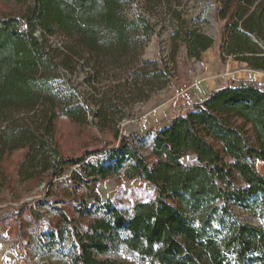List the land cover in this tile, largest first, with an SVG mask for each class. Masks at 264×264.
<instances>
[{"label":"trees","instance_id":"1","mask_svg":"<svg viewBox=\"0 0 264 264\" xmlns=\"http://www.w3.org/2000/svg\"><path fill=\"white\" fill-rule=\"evenodd\" d=\"M9 1L14 8L0 7V188L23 179L43 182L49 191L43 201L21 203L10 212L14 220L3 215L1 223L20 230V215L35 224L53 213L35 228L40 244L51 254L72 239L59 253L71 264H264V226L242 223L234 208L255 212L264 198V176L256 167L264 163V84L231 79L207 98L184 105L166 127L152 129L146 156L144 136L121 134L117 126L140 97L135 78L142 77V87L151 90L153 65L160 89L173 82L170 65L139 62L154 25L142 14L128 18L122 0ZM216 3L219 37L177 32L171 61L182 46L194 60L217 46L222 62L233 59L264 72V0ZM49 37L61 39L62 50ZM79 60L89 69L90 86L106 81L107 69L120 72L95 110L76 105L72 93L53 83L61 67L70 69ZM32 111L41 117L40 127L18 125L25 120L22 113ZM62 117L76 126L110 130L119 145L107 153L63 156L55 139ZM18 151L22 158L14 175L4 163ZM117 175L145 183L152 196L125 208L114 199L103 202L96 186ZM64 183L65 200L57 194V203L53 188L61 191ZM120 246L137 262L111 257Z\"/></svg>","mask_w":264,"mask_h":264},{"label":"rangeland","instance_id":"2","mask_svg":"<svg viewBox=\"0 0 264 264\" xmlns=\"http://www.w3.org/2000/svg\"><path fill=\"white\" fill-rule=\"evenodd\" d=\"M122 1L126 3L125 8L128 18L134 19L138 14H142L154 25L155 33L143 49L139 62L156 61L161 69L164 65H170V73L173 77L171 85L165 89H160L159 81L156 77L158 71L152 65L149 70V80L153 82L151 90L147 87H142L145 84L142 77L134 79V81H138L137 86L142 89L140 97L138 100L135 99L136 101L129 103L128 114L117 127L121 134L138 133L144 136L145 144L142 146L144 155L149 156L151 153L152 139L154 138L152 129L166 127L168 125L167 121L177 114L184 105L197 103L207 98L206 96H209L213 89L231 79L238 81L254 80L264 84L263 71H252L246 64L236 63L233 59L222 62L217 46L203 53L199 60L188 58L186 50L182 46L181 52L176 56V61H171L174 57L175 49L172 38L175 33L198 31L210 37L213 36L215 39L219 37L220 24L216 23L215 18L216 0H168L161 4L152 3L150 5L147 4V0ZM1 6L14 8L15 4L9 0H0ZM205 10L211 11L209 17L215 19L214 23L211 24L204 16ZM176 13H179L181 19H183V24L180 25ZM48 43L62 50L61 39L49 37ZM70 67V69L61 67L57 71L61 77L53 79V83L55 87L72 93L75 97L73 102L76 105L80 104L85 107L88 105L91 110L97 108L96 104L101 98V93L106 91L109 86L117 83L116 78L120 74L119 71L107 69L104 76L106 81L94 87L93 85L90 86L88 82L89 69L85 67V60H79V63L72 64ZM131 91V94H133L134 90ZM146 98L148 99L145 100ZM41 109L42 107H40ZM22 114L25 120H20L18 125L27 123L31 128L40 127L41 117L39 114L37 115L34 111ZM55 128V139L59 143V150L63 156L77 158L83 153L94 149H104L105 153H107L119 145L112 131H100L90 126H76L64 117L56 122ZM21 158L22 151L14 153L10 158V162L4 163L6 171L9 166V170L14 171L13 174L16 175L15 168ZM90 160L94 161L97 159L96 157H91ZM256 167L258 172L264 176V163H258ZM66 173L69 174L68 172ZM11 184L9 188H0V211H4L2 214L5 217L10 216L8 220L11 221L14 220L11 219L13 218L11 217L12 211L17 210L21 203L32 201L34 198L43 201L42 196L49 191L43 182L13 179ZM62 187L61 191L55 187L53 188L51 198L57 203L58 200H55L57 194L58 199L65 200L67 184L64 183ZM75 188L81 193L85 191L83 187ZM96 188L103 202L114 199L125 205H121L122 208L131 207L140 200H149L153 194L152 188L145 183L130 181L121 175L99 183ZM259 200L260 206L256 207L255 212L240 206L234 207L235 213L242 223L264 226V198L262 197ZM57 205L63 206L62 204ZM46 213L49 214L50 211L47 210ZM18 219L23 223V228L20 232H17L9 224L5 226L7 229H11V236L15 235V240L12 243L13 247L21 246L24 250H29L30 253H33L30 241L35 236H38L37 233L39 232L35 228L42 226V222H48L49 219L45 217L35 224L30 223L29 218L23 214ZM0 235L4 234L0 233ZM7 238H10V236ZM43 245H39L40 249ZM111 257L121 261L137 262V257L123 246L111 253Z\"/></svg>","mask_w":264,"mask_h":264},{"label":"crops","instance_id":"3","mask_svg":"<svg viewBox=\"0 0 264 264\" xmlns=\"http://www.w3.org/2000/svg\"><path fill=\"white\" fill-rule=\"evenodd\" d=\"M208 97V96H206ZM205 99V98H204ZM0 220L3 218V212L0 211ZM8 222L1 223L0 221V233L4 235H0V264H33L34 259L36 257L43 253L45 250L42 247L40 249L39 245L41 243V240H39L38 236H35L33 240H31L32 244V251L33 253H30L29 250H24L21 246L20 247H13V241L15 240V235L11 236L12 234L11 229H7L5 226L8 225ZM10 225V224H9ZM12 228H15L12 226ZM16 229V228H15ZM21 230V229H20ZM20 230L16 229L17 232H20ZM10 238H7L9 237ZM4 236V237H3ZM6 236V237H5ZM46 264H71L69 258L64 255H60L59 253H51L50 258Z\"/></svg>","mask_w":264,"mask_h":264},{"label":"built area","instance_id":"4","mask_svg":"<svg viewBox=\"0 0 264 264\" xmlns=\"http://www.w3.org/2000/svg\"><path fill=\"white\" fill-rule=\"evenodd\" d=\"M53 217V213H50L47 218L50 219ZM72 239H68L66 240V242L64 243V246H70L72 245V242H71ZM64 246L63 247H60V248H57V251L58 253L64 251ZM49 257H50V254L49 252L47 251H44L43 253L39 254L36 259H34L33 261V264H46L49 260Z\"/></svg>","mask_w":264,"mask_h":264},{"label":"bare ground","instance_id":"5","mask_svg":"<svg viewBox=\"0 0 264 264\" xmlns=\"http://www.w3.org/2000/svg\"><path fill=\"white\" fill-rule=\"evenodd\" d=\"M210 12H211L210 10H205L204 16L209 17Z\"/></svg>","mask_w":264,"mask_h":264},{"label":"water","instance_id":"6","mask_svg":"<svg viewBox=\"0 0 264 264\" xmlns=\"http://www.w3.org/2000/svg\"><path fill=\"white\" fill-rule=\"evenodd\" d=\"M207 19H208V21L212 24V23H214V21H215V19L214 18H210V17H206Z\"/></svg>","mask_w":264,"mask_h":264}]
</instances>
